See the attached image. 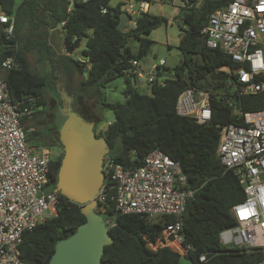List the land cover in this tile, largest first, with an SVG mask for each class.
Masks as SVG:
<instances>
[{
    "label": "trees",
    "instance_id": "obj_1",
    "mask_svg": "<svg viewBox=\"0 0 264 264\" xmlns=\"http://www.w3.org/2000/svg\"><path fill=\"white\" fill-rule=\"evenodd\" d=\"M125 1L130 0H121L115 7L110 6V0L76 2L69 12L66 0H21L19 5H15L14 0H0L2 10L14 19V37L6 38L0 30V72L1 62L7 57L13 56L17 63L16 69L4 70L3 76L12 100L21 102L26 97L32 98L33 115H42L44 110L40 109L47 105V88L54 84L53 75L58 72L70 77L79 74L82 76L80 89L85 93L97 91L99 95L100 88L119 76L124 77L131 61L140 62L147 56L153 45L149 38L151 32L169 23L163 16L142 13L135 29L120 31L117 24ZM133 1L153 4L155 0ZM198 1L187 0L191 6L179 12L182 36L176 48L182 60L174 67L173 76L168 75L170 72L165 68V74L170 77L163 86L149 87V95L134 89L124 77V102H100L101 108L112 112L113 121L97 135L107 141L108 156L125 167L140 166L154 149L180 164L187 178V189L194 191L187 200L181 230L182 244L190 249L186 256H181L167 247L157 250L147 247L148 241L154 242L160 237L163 225L174 221L173 217L149 221L136 214L118 215L115 227L109 229L112 243L104 247L102 264H182V261L185 264H258L263 260L262 252L224 246L219 240V233L235 223L232 208L245 199L237 177L221 165L216 153L217 125L231 123L232 112L213 96L209 125L196 124L192 118L176 113V100L184 90L196 88L218 93L219 82L226 77V71L234 67L227 55L205 46L202 34L211 12L227 0H202L196 6ZM61 23H64L61 30L65 50L72 53L86 39L82 59H73L64 51L56 54L53 44L49 43V31ZM131 38L139 43L137 51L128 46ZM29 55L44 66L43 73L33 71ZM59 100L57 113L64 108ZM261 100L262 97L244 98L240 108L263 107ZM77 113L84 120L95 122ZM25 119H22L23 124ZM64 119L62 117L54 128L56 136ZM40 124L45 125L46 119ZM62 156L63 153L50 163L51 186L56 185ZM80 210V206L61 197L56 216L24 233L19 247L22 261L48 264L57 241L71 236L85 222ZM200 257L205 261H200Z\"/></svg>",
    "mask_w": 264,
    "mask_h": 264
},
{
    "label": "built area",
    "instance_id": "obj_2",
    "mask_svg": "<svg viewBox=\"0 0 264 264\" xmlns=\"http://www.w3.org/2000/svg\"><path fill=\"white\" fill-rule=\"evenodd\" d=\"M66 1L70 12L76 2L88 0ZM184 4L191 6L187 0ZM148 8L147 1L128 5L126 30L135 29L138 17L147 13ZM0 30L6 38L14 37V19L1 6ZM202 34L205 46L227 55L234 67L219 82L218 93L196 88L184 90L176 100V113L192 118L196 124L209 125L213 96L232 112L231 123L217 125L216 153L221 165L237 177L245 199L232 208L235 223L219 233V240L224 246L262 252L263 260L258 264H264V106L240 108V102L248 97H262L259 103L264 105V0H227L211 12ZM165 65L160 60L145 69L134 60L124 71V77L139 91L154 84L163 86L170 77L164 72ZM1 68L16 69L15 58L4 59ZM32 102L29 97L14 102L7 82L0 78V264H27L19 250L24 233L56 216L62 197L56 185L51 186V150L31 146L27 141L22 119L33 114ZM102 174L94 197L95 212L103 218L108 231L115 227L118 215L136 214L149 221L173 217L174 221L163 225L160 237L148 241L147 247H167L181 256L188 254L190 247L182 244V218L194 191L187 189V178L178 162L158 149L148 153L136 167H125L106 155ZM109 211L112 213L108 214ZM200 261L205 258L200 257Z\"/></svg>",
    "mask_w": 264,
    "mask_h": 264
},
{
    "label": "water",
    "instance_id": "obj_3",
    "mask_svg": "<svg viewBox=\"0 0 264 264\" xmlns=\"http://www.w3.org/2000/svg\"><path fill=\"white\" fill-rule=\"evenodd\" d=\"M133 2L120 7V31L126 29L129 15L125 9ZM60 112L65 119L58 130L63 156L56 188L62 197L81 205L85 222L71 236L57 241L48 264H102L104 247L112 243V238L103 218L95 212L94 197L103 180L102 162L109 154V146L105 138L96 136L94 122L84 120L70 103Z\"/></svg>",
    "mask_w": 264,
    "mask_h": 264
},
{
    "label": "rangeland",
    "instance_id": "obj_4",
    "mask_svg": "<svg viewBox=\"0 0 264 264\" xmlns=\"http://www.w3.org/2000/svg\"><path fill=\"white\" fill-rule=\"evenodd\" d=\"M19 1L20 0H16L17 4ZM120 1L121 0H110L109 4L111 7H115ZM183 7H185L184 0H172L171 2L155 0L154 3L151 4L149 13L155 16H163L168 19L169 23L167 26H160L151 32L149 38L153 41V45L147 56L140 61L143 68L147 69L153 63L164 60L166 63L165 67L168 68V72H170L168 75L173 76L174 67L180 64L182 60V55L176 47L182 36L179 30L182 24L177 13L178 8L180 12ZM48 37L53 44L55 53L59 54L63 47V34H60L59 31H54L52 33L50 32ZM85 42L86 39L81 41L79 48L71 53V58L77 60L82 59L81 52L85 49ZM128 46L133 51H137L139 43L136 39L131 38L128 41ZM34 58V56L29 55L33 71L36 73H43L45 71L44 66L37 63ZM53 76L56 79L53 81L54 84H51L47 88V105L44 113L42 115L36 113L32 116V123H25L23 125L29 130V132L27 131L29 144L35 145V142L42 141L44 145L50 148L52 158L56 159L63 153L58 135L56 136L55 127L52 125L53 114L55 115L56 107L59 105L57 99H60L59 101L64 107L70 103V106L86 117V119H94V129L97 136L108 127V123L113 121L112 112L108 109L101 108L100 102L101 100H105L107 103L124 102L123 90L125 88V78L122 76L115 78L105 85V87L100 88L101 95H99L97 91L83 92L80 89L82 76L77 73H74L70 77L58 72L56 76ZM140 92L146 95L150 94V90L147 87L141 89ZM43 118L46 119V124L38 125ZM47 190H50V188H47ZM155 220L159 219L156 218ZM182 264L185 263L182 261Z\"/></svg>",
    "mask_w": 264,
    "mask_h": 264
},
{
    "label": "crops",
    "instance_id": "obj_5",
    "mask_svg": "<svg viewBox=\"0 0 264 264\" xmlns=\"http://www.w3.org/2000/svg\"><path fill=\"white\" fill-rule=\"evenodd\" d=\"M171 1H172V0H171ZM171 1H170V2H171ZM14 2H15V5H19L20 2H21V0L19 1L18 4H17L16 0H14ZM165 4H166V3H165ZM150 6H151V4H149V8H150ZM149 8H148L147 13H149ZM177 15H179V8H178V13H177ZM177 15H176V16H177ZM54 31H59L60 34H63V33H62V30H61V28H60L59 26H58L57 28H55L54 30H50L49 33H50V32L52 33V32H54ZM48 41H49V43H50V40H48ZM78 48H79V47H78ZM62 49H63V51L65 52L66 55H68V56L71 55V53H70L69 51L65 50L66 48H65L64 41H63V47L61 48V53H63V52H62ZM76 50H77V48H76L74 51H76ZM74 51H73V52H74ZM73 52H72V53H73ZM165 68H166V67H165ZM4 74H5V71L1 69V72H0V78H3ZM147 88H148V87H147ZM40 110H45V109H42V108H41ZM32 116H33V114L31 115V117H28V118L25 119V123H26V124H27V123H30V122H31V123L33 122V120H31V119H32ZM25 123H24V124H25ZM38 125H43V124H40V122H39ZM52 125H53V127L57 126L56 122H54V121H53ZM24 128H25V127H24ZM25 129H26V128H25ZM27 129H28V128H27ZM27 129H26V130H27ZM32 130H33V129H32ZM27 131L29 132V130H27ZM37 142H39V143H37ZM37 142H35L36 144L33 143V144H35V145H32V144H30V145H31V146H44V147H48V146L44 145L42 141H37ZM28 143H29V141H28ZM48 148H49V147H48ZM49 149H50V148H49Z\"/></svg>",
    "mask_w": 264,
    "mask_h": 264
},
{
    "label": "flooded vegetation",
    "instance_id": "obj_6",
    "mask_svg": "<svg viewBox=\"0 0 264 264\" xmlns=\"http://www.w3.org/2000/svg\"><path fill=\"white\" fill-rule=\"evenodd\" d=\"M62 117H64V115L60 111L59 113L55 112V115L53 114L52 120L57 124L58 121L62 119Z\"/></svg>",
    "mask_w": 264,
    "mask_h": 264
}]
</instances>
